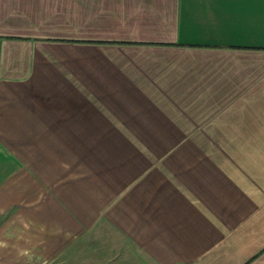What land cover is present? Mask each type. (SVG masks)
Returning <instances> with one entry per match:
<instances>
[{"label":"crops","instance_id":"obj_1","mask_svg":"<svg viewBox=\"0 0 264 264\" xmlns=\"http://www.w3.org/2000/svg\"><path fill=\"white\" fill-rule=\"evenodd\" d=\"M0 264H264V0H0Z\"/></svg>","mask_w":264,"mask_h":264},{"label":"rangeland","instance_id":"obj_2","mask_svg":"<svg viewBox=\"0 0 264 264\" xmlns=\"http://www.w3.org/2000/svg\"><path fill=\"white\" fill-rule=\"evenodd\" d=\"M159 152L160 158H163L165 156H162L164 154H167L168 152H182L184 146H176V145H158L155 146Z\"/></svg>","mask_w":264,"mask_h":264}]
</instances>
